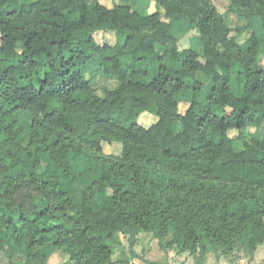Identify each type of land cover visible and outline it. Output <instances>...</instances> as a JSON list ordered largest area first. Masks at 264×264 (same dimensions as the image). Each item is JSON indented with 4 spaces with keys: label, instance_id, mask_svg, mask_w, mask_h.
<instances>
[{
    "label": "trees",
    "instance_id": "16d2710c",
    "mask_svg": "<svg viewBox=\"0 0 264 264\" xmlns=\"http://www.w3.org/2000/svg\"><path fill=\"white\" fill-rule=\"evenodd\" d=\"M146 1L156 8L0 0V252L128 264L112 260L116 234L144 231L206 264L212 248L253 257L264 243V136L246 132L264 124V0L225 13L214 0ZM179 19L200 50L181 48ZM96 57L118 81L103 94L86 75ZM144 113L158 118L144 125Z\"/></svg>",
    "mask_w": 264,
    "mask_h": 264
},
{
    "label": "rangeland",
    "instance_id": "374dc122",
    "mask_svg": "<svg viewBox=\"0 0 264 264\" xmlns=\"http://www.w3.org/2000/svg\"><path fill=\"white\" fill-rule=\"evenodd\" d=\"M31 1V0H23ZM92 0H90L91 2ZM102 3L113 6L115 3L120 2V0H99ZM136 7L140 10H154L156 8L154 2H148L146 0H134ZM217 8L225 13L228 10L230 0H214ZM226 20L228 23L233 26H239L245 24L246 21L241 19L234 12H230L226 14ZM255 30L257 33H261L264 28L260 19H257L255 22ZM199 30L197 27L192 26L190 22L185 19H179L175 25V34L180 38V46L181 48L193 46L195 50L201 49V44L198 40ZM251 30H245L240 36L239 40L243 41L249 34ZM235 34V31L233 32ZM95 37L99 42H104L109 40L110 42L115 41L114 33H104L102 31H98L95 33ZM260 64L264 67V53L261 55ZM99 59L96 57L89 64V67L86 71L87 77H89L94 86L96 87L99 94H103L105 88H113L117 85L118 81L115 78L108 77L105 75L102 70L99 68ZM206 86H210V82L206 80ZM181 110L184 111L186 108V104H181ZM20 121H26L30 119V115L28 112L23 111L18 114ZM156 115H152L151 113L142 114L140 121L144 125H149L154 119L157 120ZM177 128H180L181 123L178 122ZM246 132L248 134H259L264 136V124L261 126L250 124L246 127ZM236 132H233L235 134ZM240 146V144H238ZM122 149V145L120 142H104V152L106 154H120ZM185 179V178H184ZM186 180V179H185ZM124 247L118 246V253L124 252L128 257H130V264H195V258L191 257V254H184L176 257V249H163L157 239H154L151 234H142L140 239L134 245H131L127 238L124 239ZM162 248V249H161ZM166 252H162V251ZM117 251V249H116ZM115 251V252H116ZM49 259L48 264H70L69 255L60 250L58 251H49ZM52 252V253H51ZM179 253V251H178ZM116 254V253H115ZM219 253L211 252L206 259V264H248L249 256L245 254L242 248L238 245L236 247V252L234 255H226V259L223 258L224 261H218ZM193 256V255H192ZM0 264H24V255L21 253H17L14 255H8L5 252H0ZM264 264V259L261 262Z\"/></svg>",
    "mask_w": 264,
    "mask_h": 264
},
{
    "label": "crops",
    "instance_id": "0c3cea01",
    "mask_svg": "<svg viewBox=\"0 0 264 264\" xmlns=\"http://www.w3.org/2000/svg\"><path fill=\"white\" fill-rule=\"evenodd\" d=\"M151 234L152 235V233H149V232H139L136 236H135V238L133 239V240H131V237H130V234H128V233H125V232H122V231H119V232H117V234H116V238H117V240H118V242L115 244V246L113 247V250H112V260L113 261H120V260H123V261H127V263L128 264H130L132 261H130V257H128L124 252H120V254L118 253V246H121V247H124L125 245V243H124V239L125 238H127L128 240H129V242L131 243V245H134L136 242H137V240L138 239H140V237H141V235L142 234ZM152 237H154V239H157L158 240V243H159V239L158 238H156L155 236H153L152 235ZM160 245V244H159ZM116 249H117V251H116ZM162 249V248H161ZM174 250V249H173ZM116 251V252H115ZM162 252H166V251H162ZM211 252H215V253H217L216 252V250L215 249H211L209 252H208V254H207V257L209 256V254L211 253ZM116 253V254H115ZM184 254H189L187 251H183V252H181V251H179V253H178V251H176V257L177 256H180V255H184ZM191 257L193 258V256L191 255ZM219 258L217 259L219 262L220 261H224L223 260V258H225L226 257V255H223V254H220L219 256H218ZM227 258V257H226ZM225 258V259H226ZM263 259H264V243L263 244H260V245H258V247H257V250H256V252H255V254H254V256L253 257H249V261H248V264H261V262L263 261Z\"/></svg>",
    "mask_w": 264,
    "mask_h": 264
}]
</instances>
